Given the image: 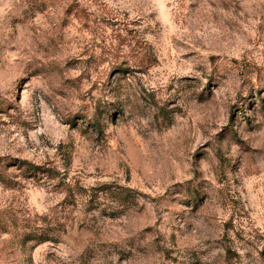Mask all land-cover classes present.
Wrapping results in <instances>:
<instances>
[{"label":"rangeland","instance_id":"1","mask_svg":"<svg viewBox=\"0 0 264 264\" xmlns=\"http://www.w3.org/2000/svg\"><path fill=\"white\" fill-rule=\"evenodd\" d=\"M263 246L264 0H0V264Z\"/></svg>","mask_w":264,"mask_h":264},{"label":"trees","instance_id":"2","mask_svg":"<svg viewBox=\"0 0 264 264\" xmlns=\"http://www.w3.org/2000/svg\"><path fill=\"white\" fill-rule=\"evenodd\" d=\"M18 167L23 169L24 176H26L28 178H35L38 173L43 174V172L45 174H47L48 178H51V179H53L55 176H57L56 171H54V169H52V168L47 167L46 169H42L41 167L34 166L33 164H30V163H27L24 161L20 162ZM101 188L102 189H100V192L102 194H109V195L114 194L112 192L109 193L108 191H107L108 193H103L106 188H104V187H101ZM97 193L98 192H96V194ZM117 193L118 194L123 193V189H121V188L118 189ZM96 196L97 195H87V198H88L87 204H92V203L95 204L96 203V201H95ZM95 206H98V205L96 204ZM260 255L264 258V246H263L262 250L260 251Z\"/></svg>","mask_w":264,"mask_h":264}]
</instances>
